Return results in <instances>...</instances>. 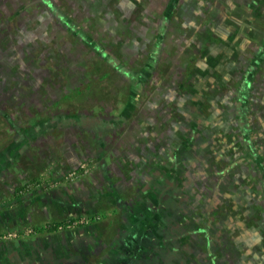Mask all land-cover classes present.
<instances>
[{
  "label": "rangeland",
  "instance_id": "rangeland-1",
  "mask_svg": "<svg viewBox=\"0 0 264 264\" xmlns=\"http://www.w3.org/2000/svg\"><path fill=\"white\" fill-rule=\"evenodd\" d=\"M263 46L264 0H0V155L40 133L0 172V264H264Z\"/></svg>",
  "mask_w": 264,
  "mask_h": 264
},
{
  "label": "trees",
  "instance_id": "trees-1",
  "mask_svg": "<svg viewBox=\"0 0 264 264\" xmlns=\"http://www.w3.org/2000/svg\"><path fill=\"white\" fill-rule=\"evenodd\" d=\"M176 1V0H173ZM85 44L89 47H93L96 49L97 53L99 55H103L104 52L102 49L98 48L96 44L89 38H85ZM264 60V46L260 50V52L255 56L252 61L250 62L249 67L247 68V71L242 78V80L239 82L238 85V95L239 99L237 100L239 104V113H238V121L241 123V128H242V138L243 141L245 142V157L247 161L252 165L256 177L258 180L261 182L262 187L264 188V155L260 152L256 145V141H254V138L252 137V133L250 131V128H248L246 119L250 115V101H249V92L251 91V87L253 85L255 75L261 70V64L263 63ZM123 71V68H120ZM143 73V72H142ZM133 88V87H132ZM130 89V96L127 99V102L122 106V110L120 112V115L123 117H126L130 114L129 112H133L135 108V102L134 99L137 96L134 92V88ZM198 108H202V105L197 104ZM203 109V108H202ZM206 111V110H205ZM207 112V111H206ZM85 123V122H83ZM89 123V122H86ZM46 126V123L43 124ZM44 126V127H45ZM40 133L36 132L34 129L31 130L26 135V138L21 141V142H15L11 144V147L9 146L6 151L0 155V172H2L5 168H7L9 160H11L13 157L18 156L20 153V150L22 147H25L26 145H29L32 141H35L36 139L39 138ZM171 172L170 177L176 181L177 178V169L174 168ZM169 180V179H167ZM35 184L34 180L28 183L26 186L23 188H20L17 190L16 194L22 193V194H28L33 190V185ZM21 194V195H22ZM145 199L148 201L152 202L153 204L157 205L158 201V194L154 190H150L147 195H144ZM147 202L142 203V207L144 210L147 207ZM152 210V209H151ZM155 217H153L155 220L160 218L161 215H159L157 212H154ZM72 223H75V219L73 220H68L63 223H53V224H48V227L45 228L44 230H47L49 233H56L59 232L60 228L65 225H70ZM147 223V222H146ZM144 224V226H148L147 224ZM35 232H40V229L34 228Z\"/></svg>",
  "mask_w": 264,
  "mask_h": 264
}]
</instances>
